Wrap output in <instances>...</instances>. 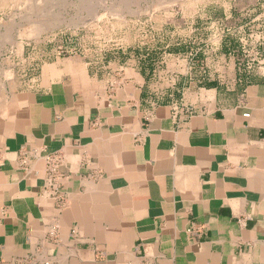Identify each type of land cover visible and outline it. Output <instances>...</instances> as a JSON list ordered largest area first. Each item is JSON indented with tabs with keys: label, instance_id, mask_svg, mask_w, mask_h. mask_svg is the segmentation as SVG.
Here are the masks:
<instances>
[{
	"label": "crops",
	"instance_id": "obj_1",
	"mask_svg": "<svg viewBox=\"0 0 264 264\" xmlns=\"http://www.w3.org/2000/svg\"><path fill=\"white\" fill-rule=\"evenodd\" d=\"M234 3L198 45L73 47L0 99V264H264V0Z\"/></svg>",
	"mask_w": 264,
	"mask_h": 264
},
{
	"label": "rangeland",
	"instance_id": "obj_2",
	"mask_svg": "<svg viewBox=\"0 0 264 264\" xmlns=\"http://www.w3.org/2000/svg\"><path fill=\"white\" fill-rule=\"evenodd\" d=\"M236 1L0 0V99L21 80L37 75L42 63L73 47L117 55L125 48L131 52L184 40L198 45L211 23L232 12ZM33 23L41 29L35 36L28 32ZM231 25L220 21L218 32Z\"/></svg>",
	"mask_w": 264,
	"mask_h": 264
},
{
	"label": "built area",
	"instance_id": "obj_3",
	"mask_svg": "<svg viewBox=\"0 0 264 264\" xmlns=\"http://www.w3.org/2000/svg\"><path fill=\"white\" fill-rule=\"evenodd\" d=\"M252 52L249 49H246L245 51V55L247 58H245L244 61V68L245 70L251 72L254 70H258L259 67L261 66V63L259 61V56L258 54H256L255 52H252V54L250 53ZM247 116V115H246ZM34 158H37V154L34 152L32 153ZM25 155V154H24ZM21 156V164L24 166L26 164V156ZM44 162H45V167H46V172L48 174L49 178H52L54 176V174L56 173V171L58 170V168L60 166H62V162H63V158L61 156V154H52V155H45L44 157H41Z\"/></svg>",
	"mask_w": 264,
	"mask_h": 264
},
{
	"label": "bare ground",
	"instance_id": "obj_4",
	"mask_svg": "<svg viewBox=\"0 0 264 264\" xmlns=\"http://www.w3.org/2000/svg\"><path fill=\"white\" fill-rule=\"evenodd\" d=\"M157 2H158V1H157ZM110 6H111V5H110ZM157 7H158V6H157ZM157 7H156V8H157ZM124 9H125V8H124ZM117 12L119 13V11H117ZM27 21H28V20H27ZM41 24H42V23H41ZM53 24H54V23H53ZM30 26H31V25H30ZM33 26L35 27L34 30L32 29L33 31L31 30V31H28V32H29V33L32 32L33 35L35 36V34H39V33H40V30H41V29H40V26H35L34 23H33ZM33 26L30 27V28H33ZM25 30H26V29H25ZM27 30H29V29H27ZM25 33H26V32H25ZM32 33H31V34H32ZM33 35H31V37H32ZM25 36H26V35H25ZM34 36H33V37H34ZM26 37L28 38L29 36H26ZM29 38H30V37H29Z\"/></svg>",
	"mask_w": 264,
	"mask_h": 264
}]
</instances>
